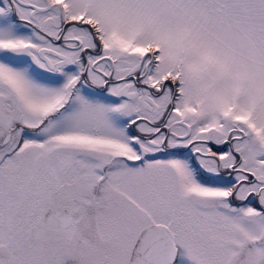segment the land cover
<instances>
[{
    "label": "snow or ice",
    "instance_id": "snow-or-ice-1",
    "mask_svg": "<svg viewBox=\"0 0 264 264\" xmlns=\"http://www.w3.org/2000/svg\"><path fill=\"white\" fill-rule=\"evenodd\" d=\"M0 264H264V0H0Z\"/></svg>",
    "mask_w": 264,
    "mask_h": 264
}]
</instances>
